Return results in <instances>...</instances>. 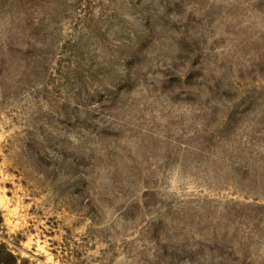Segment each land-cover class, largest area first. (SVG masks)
Returning <instances> with one entry per match:
<instances>
[{"label": "rangeland", "instance_id": "1", "mask_svg": "<svg viewBox=\"0 0 264 264\" xmlns=\"http://www.w3.org/2000/svg\"><path fill=\"white\" fill-rule=\"evenodd\" d=\"M0 264H264V0H0Z\"/></svg>", "mask_w": 264, "mask_h": 264}]
</instances>
